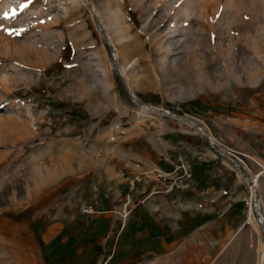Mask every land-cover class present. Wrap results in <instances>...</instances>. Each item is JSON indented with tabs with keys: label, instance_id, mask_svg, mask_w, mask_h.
Here are the masks:
<instances>
[{
	"label": "rangeland",
	"instance_id": "374dc122",
	"mask_svg": "<svg viewBox=\"0 0 264 264\" xmlns=\"http://www.w3.org/2000/svg\"><path fill=\"white\" fill-rule=\"evenodd\" d=\"M184 135L235 171L241 200L128 264H264V0H0V264H51L37 233L59 200L92 201Z\"/></svg>",
	"mask_w": 264,
	"mask_h": 264
},
{
	"label": "crops",
	"instance_id": "0c3cea01",
	"mask_svg": "<svg viewBox=\"0 0 264 264\" xmlns=\"http://www.w3.org/2000/svg\"><path fill=\"white\" fill-rule=\"evenodd\" d=\"M199 140L189 145L184 135V146L173 152L129 162L90 202L59 200L39 232L51 264H128L171 252L190 225L194 234L219 223L220 210L231 208V199L241 200L235 197L238 178ZM191 147L201 152L194 163L186 154ZM185 170L192 179L182 182ZM128 175L138 179L134 186ZM163 176L168 177L164 184ZM84 207L92 213L83 214Z\"/></svg>",
	"mask_w": 264,
	"mask_h": 264
},
{
	"label": "trees",
	"instance_id": "16d2710c",
	"mask_svg": "<svg viewBox=\"0 0 264 264\" xmlns=\"http://www.w3.org/2000/svg\"><path fill=\"white\" fill-rule=\"evenodd\" d=\"M136 96H137L138 100L144 104H150L152 106L162 105L169 112H173L179 116H183L184 114L190 113V111L192 109H195V110L202 109L201 101H199V100H195V101H192L191 103L185 104V105L180 107L181 108L180 110H178L175 104H172V103L164 100L160 95L148 93V94H137ZM188 106H190V109H187ZM237 204H239V203H237ZM194 228L195 227L193 225H190L189 231H193ZM37 238L40 242L42 251L45 254L46 249L40 240L39 232L37 233Z\"/></svg>",
	"mask_w": 264,
	"mask_h": 264
},
{
	"label": "built area",
	"instance_id": "2783aa9c",
	"mask_svg": "<svg viewBox=\"0 0 264 264\" xmlns=\"http://www.w3.org/2000/svg\"><path fill=\"white\" fill-rule=\"evenodd\" d=\"M229 160H231V162L233 163L234 167L239 168V167H238V164L236 163V161H235L234 159H232L231 157H229ZM127 178H128V180H129L131 186H134V184L138 181V179L135 178V177H133V175H128ZM167 179H168L167 176H163V177L161 178V183L164 184V183L167 181ZM181 179H182V182L185 181V180H186V181L191 180V179H192V173H191V171H189V170H185V171H184V174H183V176H182ZM82 213H83V214H91L92 211L90 210V208H88V207H84V208L82 209Z\"/></svg>",
	"mask_w": 264,
	"mask_h": 264
},
{
	"label": "snow or ice",
	"instance_id": "6c2138e0",
	"mask_svg": "<svg viewBox=\"0 0 264 264\" xmlns=\"http://www.w3.org/2000/svg\"><path fill=\"white\" fill-rule=\"evenodd\" d=\"M5 18H7V13H5ZM9 34H11V33H9Z\"/></svg>",
	"mask_w": 264,
	"mask_h": 264
}]
</instances>
